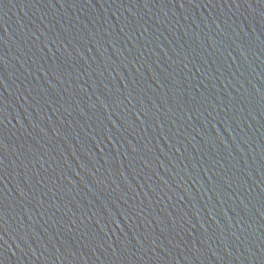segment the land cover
I'll list each match as a JSON object with an SVG mask.
<instances>
[{
  "label": "water",
  "instance_id": "95a60500",
  "mask_svg": "<svg viewBox=\"0 0 264 264\" xmlns=\"http://www.w3.org/2000/svg\"><path fill=\"white\" fill-rule=\"evenodd\" d=\"M0 264H264V0H0Z\"/></svg>",
  "mask_w": 264,
  "mask_h": 264
}]
</instances>
